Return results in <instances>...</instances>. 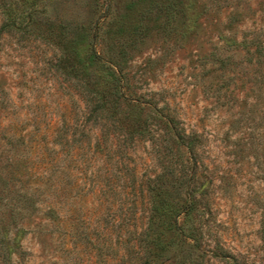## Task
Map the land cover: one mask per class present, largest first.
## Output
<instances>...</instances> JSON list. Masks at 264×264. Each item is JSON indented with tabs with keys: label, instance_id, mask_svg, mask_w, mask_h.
Returning <instances> with one entry per match:
<instances>
[{
	"label": "rangeland",
	"instance_id": "obj_1",
	"mask_svg": "<svg viewBox=\"0 0 264 264\" xmlns=\"http://www.w3.org/2000/svg\"><path fill=\"white\" fill-rule=\"evenodd\" d=\"M1 23L0 264H264V0Z\"/></svg>",
	"mask_w": 264,
	"mask_h": 264
},
{
	"label": "trees",
	"instance_id": "obj_2",
	"mask_svg": "<svg viewBox=\"0 0 264 264\" xmlns=\"http://www.w3.org/2000/svg\"><path fill=\"white\" fill-rule=\"evenodd\" d=\"M4 27V23H1L0 24V28H3ZM92 52H94V49H93V47H92ZM156 215V213H154V204H153V202L151 203V209H150V216H149V218H150V221H151V218L153 217V216H155ZM158 216H160V214L158 213Z\"/></svg>",
	"mask_w": 264,
	"mask_h": 264
}]
</instances>
